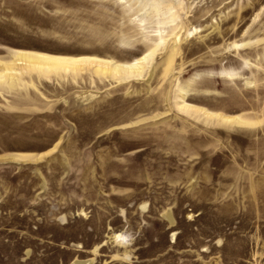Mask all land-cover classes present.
<instances>
[{
	"label": "rangeland",
	"instance_id": "374dc122",
	"mask_svg": "<svg viewBox=\"0 0 264 264\" xmlns=\"http://www.w3.org/2000/svg\"><path fill=\"white\" fill-rule=\"evenodd\" d=\"M77 259L264 264V0H0V264Z\"/></svg>",
	"mask_w": 264,
	"mask_h": 264
},
{
	"label": "bare ground",
	"instance_id": "6f19581e",
	"mask_svg": "<svg viewBox=\"0 0 264 264\" xmlns=\"http://www.w3.org/2000/svg\"><path fill=\"white\" fill-rule=\"evenodd\" d=\"M90 60L93 61L95 59L93 57H85L83 59H80V58L79 59L63 58V59H45V60H43L42 58H36L33 62L35 64H39V65L55 66V65H59V64H65V65L81 64L84 62H88ZM106 62H109V61H106ZM115 69L118 71H120V70L129 71V73H130V71L134 70V69L132 70L131 66L127 67L126 65L125 66L117 65V66H115ZM116 73H117V71H116ZM164 215L172 224L175 223L173 216L171 215L170 212H166ZM120 236L124 237V239H125V236H123L122 234ZM72 264H94V260L91 259V260H87V261H79V259H77Z\"/></svg>",
	"mask_w": 264,
	"mask_h": 264
}]
</instances>
